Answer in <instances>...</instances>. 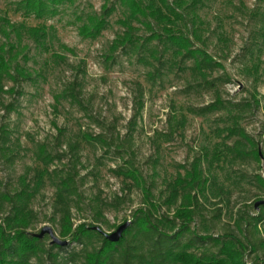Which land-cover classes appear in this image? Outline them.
Wrapping results in <instances>:
<instances>
[{"label":"rangeland","instance_id":"rangeland-1","mask_svg":"<svg viewBox=\"0 0 264 264\" xmlns=\"http://www.w3.org/2000/svg\"><path fill=\"white\" fill-rule=\"evenodd\" d=\"M28 1L0 0V57L14 77L0 72V223L12 213L9 197L27 190V233L52 229L67 242L52 251L57 264H71L70 252L81 264L102 242H73L78 225L105 236L149 208L175 233V215L193 205L191 231L232 233L248 245V264L264 263V247H250L264 241V222L237 225L264 201V0H166L169 9L161 0H40L42 15ZM151 27L190 39L219 66L204 78L176 46L149 39ZM126 169L137 179L117 172ZM54 170L75 175L69 233ZM41 241L52 247L49 234ZM217 251L210 242L189 252Z\"/></svg>","mask_w":264,"mask_h":264},{"label":"trees","instance_id":"trees-1","mask_svg":"<svg viewBox=\"0 0 264 264\" xmlns=\"http://www.w3.org/2000/svg\"><path fill=\"white\" fill-rule=\"evenodd\" d=\"M161 2L166 8H170L166 0H161ZM27 7L34 9L37 14L42 15L45 5L40 0H30L27 3ZM152 10L155 18L160 20L165 18L167 20L166 17H163L164 15L160 9ZM171 11L174 10L171 9ZM141 13H144V11L141 10ZM166 33L156 32L151 27V37L149 39H157L159 42H170L176 46V51L179 55H182L185 59L194 60V69L204 78H206L209 71H213L215 67L219 66V63L210 58L204 51L193 50L190 39L181 35ZM126 40L128 41L127 43L137 46L136 42L138 40L132 38V36L127 37ZM144 46V43H140L138 48L140 49ZM5 61V58L1 56L0 72L8 74L10 78L14 79L9 73V63ZM68 93L73 102L80 104L74 87H71ZM97 140L103 146H110L104 139ZM43 155V159L49 158L46 151H44ZM57 158L60 159L61 157ZM192 171L193 176L190 182L193 185H197L200 182L198 180L200 176L197 177L196 169ZM117 172L137 179L134 175V170L126 169V171ZM50 175L55 181L56 209L61 213V220L63 223L65 222L64 225L68 228L66 233H69L73 227L70 212L71 201L74 196H78L75 175L71 173L60 174L55 170ZM148 192L147 196L150 197ZM172 195L173 197L176 196V190H173ZM28 196H30V193L26 190L13 197H9L10 202L13 204L12 213L5 217L3 223H0V264H32L34 258L40 261L41 264H47L41 260L45 253L53 261L52 264H57L58 253H53L52 251L54 249L64 251V246L54 244L50 249H46L41 241L42 238L30 235L26 231L31 225L28 220L31 214H27L26 200ZM192 206L188 205V208L179 210L175 215V221L177 219L182 220L179 230L175 233L166 232L163 228L162 220L154 219L151 209L141 208L135 212L132 226L125 231L118 243H112L107 240L101 231L95 229L93 224L83 223L78 225L73 235V242L83 244L85 239H92L93 237L100 238L102 242L99 249L86 253L84 262L81 264H248L245 261L246 254L249 251L248 245L236 235L227 233L218 237L201 236L195 231L190 230V224L194 222L196 216L195 211L190 209ZM96 214L100 216L102 214L101 210H98ZM245 220L248 226L257 230V225L264 222V205L260 207L258 216L240 217L237 221L239 229H241L242 221ZM186 233H189L191 237L185 243H182L181 238ZM210 242L218 248V251L212 255L203 254L202 256H198L193 252H189L191 249L205 247ZM250 247L252 248V252H255L257 248L264 247V241L262 239L252 241ZM68 256L71 264H77L75 252H70ZM258 260H260L259 257ZM64 264H68V261Z\"/></svg>","mask_w":264,"mask_h":264},{"label":"water","instance_id":"water-1","mask_svg":"<svg viewBox=\"0 0 264 264\" xmlns=\"http://www.w3.org/2000/svg\"><path fill=\"white\" fill-rule=\"evenodd\" d=\"M260 205H264V201H260L256 204V208H258ZM131 222H126L125 224L121 225L114 233L112 234H105V238L109 240L112 243H118L122 237L125 231L130 227ZM97 231H102L100 228H95ZM46 234H49L52 238V245L57 244L59 246H66L67 242L60 241L50 228H45L41 235H33L38 238H43Z\"/></svg>","mask_w":264,"mask_h":264}]
</instances>
